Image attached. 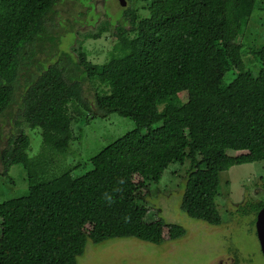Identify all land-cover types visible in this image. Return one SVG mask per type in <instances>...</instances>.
<instances>
[{"label": "trees", "instance_id": "trees-1", "mask_svg": "<svg viewBox=\"0 0 264 264\" xmlns=\"http://www.w3.org/2000/svg\"><path fill=\"white\" fill-rule=\"evenodd\" d=\"M98 1L0 0V174L23 165L29 183L0 203V264H78L89 243L175 240V224L142 203L176 163L187 165L182 211L220 225L221 173L264 161V43L250 50L257 76L235 54L260 0H141L148 14L127 7L100 27L117 41L95 63L73 45L97 23ZM112 114L135 128L88 162L58 166L75 123ZM24 124L41 131L36 155Z\"/></svg>", "mask_w": 264, "mask_h": 264}, {"label": "rangeland", "instance_id": "rangeland-1", "mask_svg": "<svg viewBox=\"0 0 264 264\" xmlns=\"http://www.w3.org/2000/svg\"><path fill=\"white\" fill-rule=\"evenodd\" d=\"M143 5L141 0H132L131 3L128 0H99L95 9L97 23L95 26L78 28L73 48L77 53L78 50L86 51L89 59L95 63L106 61L117 37L111 36V29L101 33L100 27L105 22L115 20L120 11L127 7L139 14H148ZM106 9L112 17L106 15ZM97 33L101 35L94 38L93 34ZM67 39L70 40V37ZM263 43L264 0H260L244 30L240 55L235 52L240 70L246 69L257 76L259 67L250 50ZM183 101L184 96L180 95L172 98L171 103L180 107ZM22 128L30 137V155H36L43 144L40 129H31L25 124ZM134 128L135 123L130 118L117 114L88 120L83 118L73 125L74 139L66 155L57 156V164L67 167L88 162ZM186 169L187 165H171L162 181L151 185L150 194L142 203L144 208L155 213V217L158 216L156 218L163 217L175 224V240H168L160 246L137 239H113L102 245L89 243L78 264H264L256 231V215L243 212L248 202L264 201V161L233 166L221 173L219 193L215 198L222 217L220 225L195 220L182 211ZM28 187V174L24 166L12 167L7 175L0 174V203L27 195Z\"/></svg>", "mask_w": 264, "mask_h": 264}, {"label": "water", "instance_id": "water-1", "mask_svg": "<svg viewBox=\"0 0 264 264\" xmlns=\"http://www.w3.org/2000/svg\"><path fill=\"white\" fill-rule=\"evenodd\" d=\"M123 2V0H121ZM256 231L261 245V250L264 254V208L257 214L256 218Z\"/></svg>", "mask_w": 264, "mask_h": 264}]
</instances>
